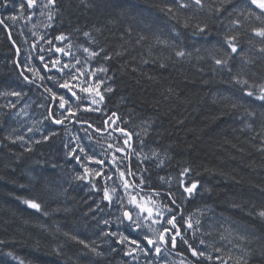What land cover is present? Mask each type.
I'll return each instance as SVG.
<instances>
[{
	"label": "trees",
	"instance_id": "obj_1",
	"mask_svg": "<svg viewBox=\"0 0 264 264\" xmlns=\"http://www.w3.org/2000/svg\"><path fill=\"white\" fill-rule=\"evenodd\" d=\"M180 2L55 0L51 35L79 43L94 39L112 90L104 91L102 113L79 108L67 127L48 122L51 131L31 148L11 134L14 108L1 99L3 90L17 93L22 84L33 83L0 3V264H126L125 244L105 235L117 232L113 207L102 199L107 175L85 179L76 173L64 152L68 129L107 147L116 144L124 149L118 151L123 163L132 154L129 169L139 177L129 181L160 193L184 218L178 216L177 223L187 244L178 237L175 248L165 244L168 249L193 264H209L192 255L189 245L200 251L191 234L199 242L200 236L189 233L184 220L191 217L194 228H204L207 218L209 224L217 217L209 226L211 239L218 228H240L245 237L243 253L232 261L264 264V218L258 215L264 209V100L258 99L264 88V38L252 31L264 24L252 15L259 9L250 0H202L203 7L182 0L186 8ZM205 25L200 32L198 26ZM229 35L237 36V53L225 43ZM177 51L185 55L178 57ZM217 59L227 63L218 65ZM120 128L134 134L131 150ZM137 148L156 156L144 159ZM186 168L191 171L185 183H198L190 197L179 183Z\"/></svg>",
	"mask_w": 264,
	"mask_h": 264
},
{
	"label": "rangeland",
	"instance_id": "obj_2",
	"mask_svg": "<svg viewBox=\"0 0 264 264\" xmlns=\"http://www.w3.org/2000/svg\"><path fill=\"white\" fill-rule=\"evenodd\" d=\"M0 3L3 5L4 15L2 16H4L6 23L13 28L22 45L23 53L21 58L23 68L26 70L25 73L36 82V84L33 83L31 85L22 84L23 86L16 91L19 95H12V93H10L12 88L5 89L1 97L2 102L5 103L6 106L14 108L12 117L13 123L10 132L18 138L19 144H21L23 148H31L35 141L34 144L51 131L48 124V122L51 123V119L48 114L55 117L57 113L60 118L68 116L67 111L59 108L58 98L60 96H63L65 100L69 101L66 107H70L75 113L79 108H83L85 111H102V100L100 96H97L95 92L81 91L83 88H94L99 82H102L99 83L98 88L102 96H104V91L106 90L105 87L107 83L105 81V71H101V69H106V67L101 60L93 61L96 56L92 59V56L89 55L90 52L97 53L98 51L94 43H92L94 40L90 38L91 42L88 40V42L85 43H75L68 37H65L64 40H58L56 39L58 36H52V27L51 25L49 27L47 25L48 22L52 21V18L51 20L48 18L49 15L52 17V4H49L48 0H37V4L33 8L29 9L25 6L23 11L20 9V4L25 3L26 5V0H7L6 4L4 0H0ZM10 17H15V19H11ZM83 45L84 49L87 48L89 52L84 51L85 55L83 56L75 53L77 48ZM57 48L63 49V51L58 52L56 51ZM86 56L88 58H86ZM65 65H68V67H65ZM74 76L76 79H73ZM65 82L71 85L72 92H75L76 96H73L72 92H69L67 89L60 87V85ZM40 86L45 90L51 89V92L45 91V95H43V91L39 89ZM53 93H55V97ZM77 97H79V99H77ZM53 98H55V100ZM50 100H53L56 106L55 108H49ZM94 100L96 103H93ZM110 118L111 117L106 120V124H108ZM115 118L117 119V117ZM66 120L72 121L73 118ZM67 131L68 132L63 131L64 135L70 134L67 136L64 152L69 162L76 165L77 174L86 179L88 176H93L96 171L102 172L107 175V177H111L110 180L106 179V186L117 188L118 196L113 197L111 205L108 203V206L113 207L112 214L115 216L117 223L116 233H118V235L116 238L119 239V234L123 233L124 235H130L131 239L138 240L140 244L144 246V250L142 251L135 245H131L127 242L124 243L126 249L125 255L127 256L126 264H193L191 261L185 259L184 255L177 253L175 250L171 251L168 249L165 244L161 245L159 254L155 252L154 248L148 251L147 249L151 246H147L142 237L148 235L152 239H156V233L149 231V222H142V228L139 231L128 228L125 222L123 224L119 223L118 217H121V208L117 201L118 197L125 196V193L123 187L120 186L117 168L119 167V170L125 173L129 171L132 173L131 176L126 175L125 179L128 181L129 179H137L139 174L129 169L132 154L129 156L127 163H123L118 155L117 149L119 148L116 147V144L107 147L101 140L94 142L92 136L89 135L87 137V135L81 133L78 129H68ZM132 136H134V134H132ZM20 137L23 139H19ZM77 145L83 148L84 151L80 152ZM74 148H77L75 155L80 157L79 160L74 159L73 155L70 154L71 150ZM137 152L139 156L144 157V159L155 158L156 156L153 150L148 148H137ZM89 156L93 157V159L86 158ZM114 160L115 163H113ZM98 161H103V163H98ZM85 168L91 171L86 173ZM129 183L131 182L129 181ZM140 195L146 198L151 196L161 209L166 206L165 201L159 196H155L153 193L145 192L142 189ZM165 215H167V213H165ZM195 215L196 218L199 219V214L195 213ZM153 218L155 219V217ZM218 222L219 219L216 217L214 219L212 218L208 224L207 218V224H205L204 228L199 226V224L195 228H191L193 231L196 230V234L200 236V242L197 237H194L195 233L191 234V238L196 242L195 246L199 247V251L205 253V256L202 258L206 259L207 263L221 264V261H225L226 264H235V261L232 260H237L236 254L243 253L244 251L242 239L240 238L243 236L241 234L242 231L240 228H233L230 230L218 228L217 234L215 233V239H211V233L209 231H212V229L209 226L211 225V227H214ZM151 227L156 229L157 232L162 231L159 225H151ZM185 228L191 233L186 225ZM234 229L237 231L238 235H235ZM201 241H203V243H201ZM167 245H171V243H167ZM133 249H135V251H133ZM217 249H219V251H216ZM129 252L132 254L128 255ZM208 256H211L212 259H207ZM217 257H220V259H216ZM229 257L231 259H229Z\"/></svg>",
	"mask_w": 264,
	"mask_h": 264
},
{
	"label": "snow or ice",
	"instance_id": "obj_3",
	"mask_svg": "<svg viewBox=\"0 0 264 264\" xmlns=\"http://www.w3.org/2000/svg\"><path fill=\"white\" fill-rule=\"evenodd\" d=\"M193 2L199 6V7H203V3L202 0H193ZM4 3H7V0H4ZM49 4H54L55 0H48ZM250 3L252 5H255L257 9H259V13H252V15H254L256 17L257 20H260L262 22V24H264V0H250ZM37 4V0H26V5L25 3H21L20 4V9L21 11H23V9L25 8V6H27V8L31 9L33 8L35 5ZM180 7L182 8H186L189 5L186 3H183L182 0L180 2ZM168 11H172L171 8L168 9ZM11 19H15V17H10ZM49 20H51V15H49ZM3 21L0 20V24H2ZM236 25L240 24V21H234L233 22ZM207 25H205L204 27H199L198 26V30L200 32L205 31ZM252 31L255 33L256 36L264 38V26L259 27V28H253ZM85 36H88V33H84ZM56 39L58 40H64L65 37L63 35L56 37ZM237 36L236 35H229L225 37V43L227 44V46L230 48L231 53H237L238 52V45H237ZM56 51L60 52L63 51V49L57 48ZM85 52H89V50L87 48L84 49ZM261 52H264V48L260 49ZM90 56L94 57L97 55V53L95 52H90L89 53ZM176 55L178 57H183L185 55V53L183 51H177ZM216 64L218 65H225L227 63V60H222V59H217ZM65 67H68V65H65ZM101 71H106V69H101ZM25 79H27V77H25ZM73 79H76V77L74 76ZM238 83H242L247 85L248 81L247 80H240L237 79ZM102 83V82H99ZM99 83L96 85V87H89V88H83L81 89V91H85V92H95V94L97 96H100L101 100L103 99V96L100 94V92L98 91L99 88ZM60 87L67 89L69 92H72V88L71 85L67 82H65L64 84L60 85ZM112 89H106V91H111ZM46 91L51 92V89H46ZM254 93L252 91H247V95L248 96H252ZM12 95H19V93H12ZM73 96H76L75 92H72ZM53 96L55 97V93H53ZM59 108L62 110H65L68 112V116L64 117V119H71L73 117L76 116V113L73 112L71 110L70 107H66V105L69 104V101L65 100V98L63 96H60L59 98ZM77 99H79V97H77ZM258 99L260 100H264V88H261V94L258 96ZM93 103H96V101L94 100ZM63 115V113H62ZM115 115V114H113ZM64 119H54V123L55 124H62L64 123ZM123 135H125L126 137H129L131 134L130 133H126L125 130L123 128L118 129ZM19 139H23L22 137H20ZM45 139H47V137H45ZM125 144H128V139L124 140ZM77 148L80 152H83L84 149L80 148L79 145H77ZM77 148H74L71 150V153L73 155V158L76 160H79L80 157L75 155ZM117 151H124V149H117ZM155 155V153H154ZM87 159H93V157H86ZM98 163H103V161H98ZM113 163H115V160L113 161ZM91 170L85 168V172H90ZM191 170L190 169H184L181 172V179L179 180V183L181 184V186L183 187V192L186 193L189 197L192 196L197 188H198V183L197 182H189V183H185V180L183 179V177H185V175L187 173H189ZM117 172L119 173V181H120V186L123 187L124 189V193L125 196H121L118 197V203L120 205L121 208V217H118V221L119 223L123 224L125 221H127V226L128 228L135 230V231H139L142 228V222H149V231L151 232H155L156 233V239H152L150 236L148 235H144L142 237L143 241L146 242L147 246H151L150 248H148V251H151L153 248L155 249V252L157 254L160 253L161 251V245L163 244H167V243H171L172 247L175 248L177 246V238L179 237L182 243L187 244V241L183 239V237L181 236V229L180 227H178L177 224V217L179 216L180 219H184L183 216L179 213L178 210H174V208L171 207H167L165 206L163 209H161L159 207V205L156 204V202L151 198V196H148L147 198L144 196L140 195V192L142 191V189L140 188L139 185L135 184V182L129 183V181L127 179H125L126 175L131 176L132 173L129 171L127 173H125L124 171L119 170V168H117ZM95 176H100L101 178H105L103 176L102 172L96 171L94 173ZM81 178V177H78ZM105 179L110 180L111 177L108 176ZM141 182L143 183V178H141ZM95 187V185H93ZM155 195L159 196L160 193H155ZM114 196H118L117 194V188L116 187H108L105 186L103 188V197L102 199L104 201H107L109 203V205H111L112 201H113V197ZM169 196H171V193H169ZM125 197H126V203H125ZM25 203H27L29 205V207L33 208V209H37L39 210L41 205L35 201H25ZM171 203L173 205H175V199H173L171 201ZM165 213H167V215H165ZM258 215L262 218H264V209H262ZM155 217V219L153 218ZM184 223L186 224L188 229L193 228V223L191 222V218L189 217L188 219L184 220ZM197 224L199 223V221L196 222ZM104 224L107 225L109 224V221L105 220ZM151 225H159V227L162 229V231L157 232L156 229L152 228ZM105 235H112V236H117L118 233L116 232H111V233H105ZM223 238V237H222ZM241 239H245V237H240ZM73 239H76V237H73ZM81 244L84 243L83 240L79 241ZM130 243L131 245H135L136 247H139L142 251L144 250V246H142L140 244V242L136 239H131L130 235H124L123 233L119 234V243L124 244V243ZM201 243H203V241H201ZM87 246V245H86ZM189 248L192 252L193 256H200L203 257L205 256L204 252H198L196 249L191 248V245H189ZM93 251H95V249H93ZM133 251H135V249H133ZM216 251H219V249H217ZM99 255V253H97ZM132 253L129 252L128 255H131ZM207 259L211 260L212 257L208 256ZM216 259H220V257H217ZM221 264H226L225 261H221ZM243 264H247V261H243Z\"/></svg>",
	"mask_w": 264,
	"mask_h": 264
},
{
	"label": "bare ground",
	"instance_id": "obj_4",
	"mask_svg": "<svg viewBox=\"0 0 264 264\" xmlns=\"http://www.w3.org/2000/svg\"><path fill=\"white\" fill-rule=\"evenodd\" d=\"M45 16V15H44ZM4 20H5V18H4ZM5 22H6V20H5ZM43 22V21H42ZM40 23V22H39ZM46 25V24H45ZM47 25H48V27L51 25V27H52V21H50V22H48L47 23ZM46 25V26H47ZM50 27V28H51ZM83 29V28H82ZM34 31V30H33ZM46 32V31H45ZM39 35V34H38ZM94 35V34H93ZM96 37V36H95ZM94 40V39H93ZM90 41V40H89ZM91 42V41H90ZM76 43V42H75ZM92 43H94V45L96 46V48H97V55H96V58H95V60L94 61H100L101 59H99V57H100V52H99V48H98V46H97V44H96V42L94 41V42H92ZM85 45V44H84ZM84 45L83 46H80V47H78L77 48V50H76V52L75 53H77V54H80V55H85V53H84ZM90 48V47H89ZM22 53H23V49H22ZM21 56H20V59H21V61H22V54H20ZM104 57V56H103ZM78 58V57H77ZM86 58H88L87 56H86ZM92 59H93V57H92ZM80 60V59H79ZM83 60H85V59H83ZM92 63V62H91ZM102 63V62H101ZM92 64H94V63H92ZM105 65V64H104ZM22 67H23V63H22ZM107 67V66H106ZM26 71V70H25ZM106 75H107V70L105 71V81H106ZM29 79H30V81L32 82V83H35L36 84V82H35V80H33L32 78H30L29 77ZM103 87V86H102ZM105 89H109V85L108 84H106V87H105ZM54 100H55V98H53ZM102 102V101H101ZM56 107V106H55ZM55 107H52V108H55ZM101 110L102 111H87V112H96V113H100V112H103V106H102V104H101ZM51 108V109H52ZM49 115V117H50V121H51V123L52 124H54L55 126H57V127H60V126H66L68 123V121L66 120V119H64L63 117L62 118H60L58 115H57V113H56V116L55 117H53V116H51L50 114H48ZM55 118H58V119H64V123H62V124H55L54 123V119ZM49 124V123H48ZM126 133H130V132H126ZM131 135L129 136V140H130V142L133 140V138H134V136H132V134L133 133H130ZM57 136V135H56ZM68 136V135H67ZM71 140V139H70ZM130 144V143H129ZM68 145V144H67ZM85 146V145H84ZM147 152V151H146ZM92 154V153H91ZM153 154V153H152ZM149 155V154H148ZM98 156V155H97ZM129 159V158H128ZM96 166V165H95ZM119 168V167H118ZM144 170V169H143ZM78 172V171H77ZM76 172V173H77ZM74 176V175H73ZM73 178V177H72ZM173 178V177H172ZM84 184V183H83ZM169 185V184H168ZM211 205V204H210ZM162 207V206H161ZM210 208V207H209ZM181 209V208H180ZM205 212V211H204ZM191 218V217H190ZM225 235V234H224ZM209 241V240H208ZM227 241V240H226ZM168 253V252H167ZM169 254V253H168ZM165 260H167V259H165ZM169 260V259H168ZM182 260V259H181ZM145 264V263H144ZM148 264V263H147ZM151 264V263H150ZM187 264V263H186Z\"/></svg>",
	"mask_w": 264,
	"mask_h": 264
},
{
	"label": "water",
	"instance_id": "obj_5",
	"mask_svg": "<svg viewBox=\"0 0 264 264\" xmlns=\"http://www.w3.org/2000/svg\"><path fill=\"white\" fill-rule=\"evenodd\" d=\"M131 146H132V141H131Z\"/></svg>",
	"mask_w": 264,
	"mask_h": 264
}]
</instances>
